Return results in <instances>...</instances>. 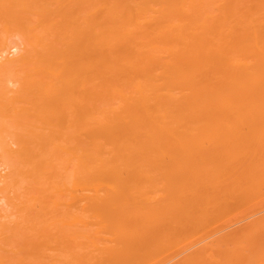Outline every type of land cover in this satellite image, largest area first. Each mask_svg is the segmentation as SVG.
Returning <instances> with one entry per match:
<instances>
[{
    "label": "bare ground",
    "instance_id": "1",
    "mask_svg": "<svg viewBox=\"0 0 264 264\" xmlns=\"http://www.w3.org/2000/svg\"><path fill=\"white\" fill-rule=\"evenodd\" d=\"M0 167V264H264V0H0Z\"/></svg>",
    "mask_w": 264,
    "mask_h": 264
},
{
    "label": "rangeland",
    "instance_id": "2",
    "mask_svg": "<svg viewBox=\"0 0 264 264\" xmlns=\"http://www.w3.org/2000/svg\"><path fill=\"white\" fill-rule=\"evenodd\" d=\"M11 50H12V53L15 52V50H13V49H11ZM10 53H11V52H10ZM0 168H1V167H0ZM0 202H3V203H4V202H5V199H3V198L0 199ZM0 205H2V203H0ZM5 205H6V204L4 203L3 206H5Z\"/></svg>",
    "mask_w": 264,
    "mask_h": 264
}]
</instances>
